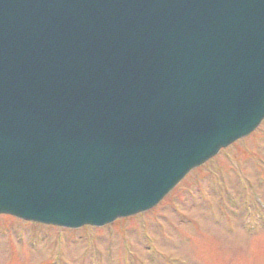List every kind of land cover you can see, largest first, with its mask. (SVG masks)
Masks as SVG:
<instances>
[{
  "label": "water",
  "instance_id": "obj_1",
  "mask_svg": "<svg viewBox=\"0 0 264 264\" xmlns=\"http://www.w3.org/2000/svg\"><path fill=\"white\" fill-rule=\"evenodd\" d=\"M263 118L264 0H0V213L147 210Z\"/></svg>",
  "mask_w": 264,
  "mask_h": 264
},
{
  "label": "rangeland",
  "instance_id": "obj_2",
  "mask_svg": "<svg viewBox=\"0 0 264 264\" xmlns=\"http://www.w3.org/2000/svg\"><path fill=\"white\" fill-rule=\"evenodd\" d=\"M206 165L152 212L67 230L66 246L56 228L0 216V264H264V122Z\"/></svg>",
  "mask_w": 264,
  "mask_h": 264
}]
</instances>
